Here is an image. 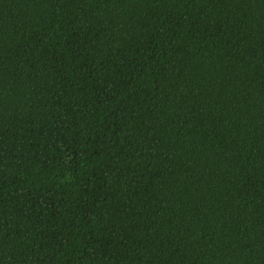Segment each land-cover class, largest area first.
<instances>
[{
  "label": "trees",
  "instance_id": "1",
  "mask_svg": "<svg viewBox=\"0 0 264 264\" xmlns=\"http://www.w3.org/2000/svg\"><path fill=\"white\" fill-rule=\"evenodd\" d=\"M0 264H264V0H0Z\"/></svg>",
  "mask_w": 264,
  "mask_h": 264
}]
</instances>
